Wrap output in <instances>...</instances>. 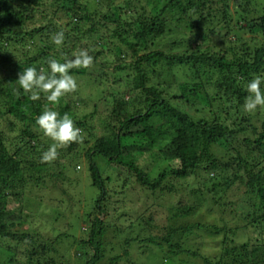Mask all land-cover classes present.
I'll use <instances>...</instances> for the list:
<instances>
[{
    "label": "trees",
    "instance_id": "trees-1",
    "mask_svg": "<svg viewBox=\"0 0 264 264\" xmlns=\"http://www.w3.org/2000/svg\"><path fill=\"white\" fill-rule=\"evenodd\" d=\"M144 1L0 0V74L3 76L0 77V264H59L54 257L47 258L57 248L47 241L40 242L36 233L23 230L22 209L11 205L16 200L31 205L32 191L28 185L43 183V173L48 174L54 167L52 161L40 159L52 141L35 126V118L46 100L43 94L39 100H31L30 93H25L16 80L23 68L43 66L47 71L48 60L56 58L63 62L61 53L70 57L81 47L91 50L94 64L89 69L71 70L75 79L90 76L94 71L93 80H98L100 85L112 77L113 85L118 86L106 94L102 92L100 100L106 109L99 118L95 112L76 116L72 100L66 97L56 105L61 115L68 113L81 132H87L80 142L58 150V156L63 158L57 165L65 171L67 162L78 165L82 160L88 161L92 185L99 189L88 237L80 241L82 247L93 249V255L83 250L87 256L90 254L84 264H118L121 260L117 255L102 263L109 224L99 213L105 215L108 211V183L114 173L125 180L136 176L144 188L153 191L168 188L170 196L172 190L164 183L167 177L185 179L199 170L213 172L214 179H224L228 186L245 183L248 198L256 195L249 202L253 210L245 216L242 227L247 231L252 228L256 238L250 236L239 243L234 236L225 237L221 254L215 259L205 258L207 264H264V167L259 168L262 163L259 156H251L250 161L249 155H243L235 146L236 141H244L255 147L264 160V114L245 116L243 120H248L252 128L242 130L244 121L231 124L226 116L241 111L247 82L254 75H264V7L247 18L250 15L247 9L242 8L240 0L236 1L241 6L236 9L239 20L244 22L237 27L241 33L252 34L249 41L232 28L234 14L228 0H160L164 6L156 10L142 5ZM167 11L173 13L172 19ZM218 16L223 22V28L217 30L219 34L224 30V36L233 32L237 37L224 53L193 45L195 40L191 37L168 41V36L174 37V33L178 35L183 30L184 34L186 31L190 35L198 34L205 43L209 30L201 27L199 21H213ZM173 20L178 24L174 25ZM31 23L33 27L24 29ZM60 30L65 32L66 39L58 50L51 37ZM256 37L262 38V42L255 43ZM30 41L36 43L33 48ZM187 46L190 49L173 52ZM110 56L115 58L112 63L107 62ZM183 89L188 95H196L197 100H205L194 114L183 106L182 101L190 102ZM215 103L226 106L223 111L226 118L221 110L213 109ZM209 107L211 118L196 116L204 114ZM95 119L99 121L101 134L95 131ZM258 119H263L261 129L254 124ZM242 134H246L244 140ZM152 151L160 152L166 161L157 179L132 159ZM128 153L133 155L131 160ZM110 170L114 173L106 175ZM63 171L59 172L60 176ZM17 214L19 221L8 218ZM148 224H152V219ZM215 228L233 235L240 230L227 226ZM157 240L151 237L144 243L151 247L150 244H158ZM163 241L172 245L170 237ZM162 249L177 257L180 252L197 255L189 250L177 252L172 246Z\"/></svg>",
    "mask_w": 264,
    "mask_h": 264
},
{
    "label": "rangeland",
    "instance_id": "rangeland-1",
    "mask_svg": "<svg viewBox=\"0 0 264 264\" xmlns=\"http://www.w3.org/2000/svg\"><path fill=\"white\" fill-rule=\"evenodd\" d=\"M159 1H144L142 5H147L149 10L161 9L164 2ZM236 1L228 0L226 2L231 6V12L234 14L231 21L232 28L240 32L237 26L244 22L239 20L240 16L236 9L241 6L237 5ZM240 1L242 8L247 9V15L250 14L247 18L258 14L257 12H261L264 7V0ZM167 14L171 19L174 17L170 11H167ZM173 23L174 25L178 24L175 20ZM199 24L209 30H207L209 38L205 43L198 34V36L190 35L189 31L184 34L182 33L183 30L178 35L174 33V37L168 36V41L172 42L175 38L191 37L195 40L193 45H203V49L212 47L214 50L224 53L237 38L233 32L224 36L223 34L226 32L221 30L222 34H219L217 30L223 28L221 16L215 17L213 21L202 19ZM33 26L34 24L31 23L24 29ZM212 30H216V32H211ZM241 37L250 41L252 34L243 31ZM256 40L255 43L262 42V38L256 37ZM33 43V41L29 42L32 48ZM189 47L180 48L173 52H183L190 49ZM114 60L115 58L110 56L107 62L112 63ZM95 76L96 73L93 71L90 76L78 78L77 91L65 96L72 100L75 114L78 117L95 112L96 118H99L106 109L105 103L100 100L102 92L106 94L112 91L114 87H118L113 85L112 77H108L109 80H105L100 85L98 80H93ZM0 77H3L2 74ZM191 88L192 86L189 87V89ZM186 95L190 102L182 101L183 106L194 114L198 106L204 105L205 100L201 98L197 100L196 95H188L187 92ZM96 104H98L97 111L95 110ZM225 108V105L223 108L219 103L213 105L216 112L220 110L223 112ZM209 109L210 107L204 114L197 113L196 116L202 115L211 118ZM259 112L264 114V109H258L253 114ZM222 114L223 118L228 117L227 121L231 124L235 121H244L241 123V130L252 128L248 120H243L245 116L250 115L243 110V107L237 113L234 112L226 116V112ZM262 121L263 119H258L254 124L261 129ZM98 122V119L94 120V124L97 126L95 131L101 134L102 129ZM236 129L239 131V128ZM81 135H87V132L82 131ZM245 137L246 134L244 136L242 134L241 139L244 140ZM235 146L243 155H249L248 158L255 155L259 156V160L262 161L259 168L264 167V160L260 158L257 149H254L255 147L248 146L244 141H236ZM236 153L234 152L235 155ZM159 154L158 151L145 152L142 155L137 154L136 159L128 153V157L129 160L131 157L136 160L137 164L143 167L153 179H157L166 165L164 156ZM62 158V156H58L51 162L54 167L47 172L48 174L43 173L45 179L43 183H37L38 185H34V187L28 185L29 190L32 191V193L29 192L32 200L31 205L18 203L19 200L11 203V205L13 208L22 209L24 214L21 216L23 230L36 233V238L40 242L46 243L47 241L57 248V252L47 254L48 259L54 257L59 264H84L90 254L93 255V249L82 247L80 241L88 237L89 220L96 213L94 207L99 189L92 185L88 161L82 160L78 162V165L74 162H67L65 171H63V166L60 167L56 163L62 161ZM252 160L253 158H250V161ZM243 166H245L244 162ZM61 171L65 172L62 176L59 173ZM235 171L229 173L234 174ZM113 173L110 170L106 175ZM262 174L264 175V171ZM113 175L114 178L108 183L110 193L108 211L105 215L99 213L103 219L106 218L109 224L107 236L104 237L105 259L102 263L119 255L121 260L118 264H207L205 258L215 259L221 254V242L226 239L225 237L231 239L234 236V239L239 243L249 240L250 236L256 238L252 228L248 231L242 228L244 227L245 216L253 210L249 202L254 200L256 196L253 194L248 198V192H245L248 187L245 183L238 181L240 183L236 182L232 186H228L224 179H221L222 181L218 177L214 179L213 172L199 170L196 175H191L185 179L176 178L172 175L167 177L164 183L166 187L172 190L169 196V192L166 191L168 188L153 191L144 188L137 181L136 176L131 177L130 180H125L116 173ZM210 177L212 178L210 179ZM173 185L174 188H171ZM8 218L11 220L17 218L19 221L20 214ZM151 219L152 224L149 225L148 221ZM215 226L220 228L227 226L240 230L236 232V235H233L227 230L218 232ZM151 237H157L158 244L162 246L150 244L151 247H147L149 244H145L144 241ZM168 237L171 238L172 245H167L163 241L164 238ZM169 246L174 247L177 252L189 250L197 252V255L192 256L180 252L179 257L172 256L162 249L169 248ZM83 250H87L90 254L87 256Z\"/></svg>",
    "mask_w": 264,
    "mask_h": 264
},
{
    "label": "clouds",
    "instance_id": "clouds-1",
    "mask_svg": "<svg viewBox=\"0 0 264 264\" xmlns=\"http://www.w3.org/2000/svg\"><path fill=\"white\" fill-rule=\"evenodd\" d=\"M65 32L60 30L51 37V42L61 49L65 44ZM90 49L81 47L71 53H61V60L52 58L47 61L46 71L43 66L26 67L18 74L16 80L25 93H30V99L39 100L43 94L46 103L41 113L35 118V126L44 137L49 138L46 151L40 157L42 162H51L58 157V150L64 146L80 142L83 137L81 129L68 113L61 115L56 110L63 97L74 93L78 89V82L72 74L73 69H89L94 64V56ZM247 93L243 110L248 114L255 113L258 109H264V75H254L246 84Z\"/></svg>",
    "mask_w": 264,
    "mask_h": 264
}]
</instances>
